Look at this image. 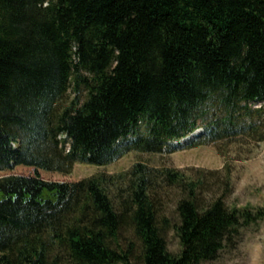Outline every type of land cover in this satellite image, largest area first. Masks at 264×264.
<instances>
[{
  "label": "trees",
  "instance_id": "trees-1",
  "mask_svg": "<svg viewBox=\"0 0 264 264\" xmlns=\"http://www.w3.org/2000/svg\"><path fill=\"white\" fill-rule=\"evenodd\" d=\"M239 137L264 142V0H0V172L69 175ZM202 185L139 163L72 184L2 178L0 264L215 263L264 208L203 207ZM162 187L186 194L177 254Z\"/></svg>",
  "mask_w": 264,
  "mask_h": 264
},
{
  "label": "rangeland",
  "instance_id": "rangeland-1",
  "mask_svg": "<svg viewBox=\"0 0 264 264\" xmlns=\"http://www.w3.org/2000/svg\"><path fill=\"white\" fill-rule=\"evenodd\" d=\"M73 99L74 95L70 90L59 104L60 110L65 109ZM257 107V104H253V108ZM201 133L200 130L199 134ZM138 163L156 171L163 169L179 171L185 175L187 181L203 180L199 191V202L203 207L213 200L223 198L229 208L249 207L255 210L264 208V142L255 143L248 137L195 149L180 148L171 155L134 152L106 167L76 164L69 175L20 166L12 171L0 172V179L9 176H39L48 182L72 184L100 174L112 176L124 174ZM155 195L168 249L171 253L177 254L180 251V244L174 229L178 223L176 210L178 202L186 194L179 188L162 187L159 194ZM121 242L125 249L130 243L134 245L138 243L130 230L122 233ZM210 264H264V221L244 229L236 249L225 250L217 262Z\"/></svg>",
  "mask_w": 264,
  "mask_h": 264
}]
</instances>
